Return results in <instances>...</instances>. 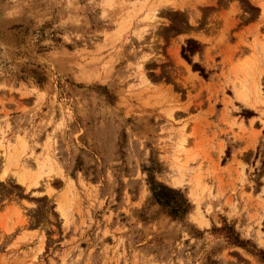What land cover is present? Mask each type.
Masks as SVG:
<instances>
[{
	"label": "rangeland",
	"instance_id": "rangeland-1",
	"mask_svg": "<svg viewBox=\"0 0 264 264\" xmlns=\"http://www.w3.org/2000/svg\"><path fill=\"white\" fill-rule=\"evenodd\" d=\"M0 264H264V0H0Z\"/></svg>",
	"mask_w": 264,
	"mask_h": 264
},
{
	"label": "trees",
	"instance_id": "trees-1",
	"mask_svg": "<svg viewBox=\"0 0 264 264\" xmlns=\"http://www.w3.org/2000/svg\"><path fill=\"white\" fill-rule=\"evenodd\" d=\"M151 192L152 197L167 210V214L171 217L181 218L187 212L189 204L185 199H182L180 203L177 198L174 197V195L177 194L175 190L161 186L160 190L152 188Z\"/></svg>",
	"mask_w": 264,
	"mask_h": 264
},
{
	"label": "bare ground",
	"instance_id": "bare-ground-1",
	"mask_svg": "<svg viewBox=\"0 0 264 264\" xmlns=\"http://www.w3.org/2000/svg\"><path fill=\"white\" fill-rule=\"evenodd\" d=\"M253 92V91H252ZM241 93V92H240ZM250 93V92H249ZM259 93V92H258ZM237 94V93H236ZM238 96V95H237ZM259 97V96H258ZM239 98V97H238ZM256 98V97H255ZM245 101V100H244Z\"/></svg>",
	"mask_w": 264,
	"mask_h": 264
}]
</instances>
